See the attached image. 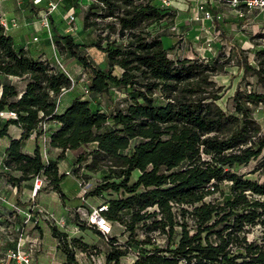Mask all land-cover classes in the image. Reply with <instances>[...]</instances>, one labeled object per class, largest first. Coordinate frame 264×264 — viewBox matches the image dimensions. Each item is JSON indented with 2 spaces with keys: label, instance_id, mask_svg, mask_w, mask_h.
<instances>
[{
  "label": "trees",
  "instance_id": "obj_1",
  "mask_svg": "<svg viewBox=\"0 0 264 264\" xmlns=\"http://www.w3.org/2000/svg\"><path fill=\"white\" fill-rule=\"evenodd\" d=\"M98 1L101 4L86 11L83 28L98 32L93 47L106 55L108 67L99 69L79 53L71 35H57V47L83 66L90 95L111 96L113 89L127 92L110 113L93 110L81 97L62 113L56 111V98L72 87L70 78L50 61L18 49L0 26V113L17 114V119L0 118V139L9 136L11 125L23 131L19 140H11L4 162L15 174L0 177L20 195L24 182L44 175L50 180L45 190L50 187L65 199L61 184L67 175L60 173L59 163L67 151L93 145L88 154L79 155L78 165L85 164L92 173L105 171V176L87 197L99 198L109 191L124 195L106 201L107 219L124 225L128 235L118 245L112 238L108 262L121 264L131 249L139 252L134 264H264V236L261 242L247 240L256 226L264 230V182L244 178L236 170L252 160L259 161L257 169L264 167V135L254 115L264 106V48L253 51L255 65L246 51L238 50L241 82L252 75L262 91L239 85L234 111L227 113L217 104L222 96L213 80L220 59H171L163 35L151 27L170 13L151 0ZM18 81L25 83L22 90ZM54 122L59 127L49 138L50 146L61 151L56 160L44 162L38 145L32 155L22 152L24 141L43 133L42 124ZM136 171L140 176L130 184ZM224 184L227 198L207 202L215 194L223 195ZM171 203L180 207L182 224ZM154 207L157 210H148ZM187 217L196 223L193 235ZM178 225L180 233L175 232ZM153 232L168 234L166 249L152 246ZM51 235L59 241L65 264H77L76 250L88 248L54 227Z\"/></svg>",
  "mask_w": 264,
  "mask_h": 264
},
{
  "label": "rangeland",
  "instance_id": "obj_2",
  "mask_svg": "<svg viewBox=\"0 0 264 264\" xmlns=\"http://www.w3.org/2000/svg\"><path fill=\"white\" fill-rule=\"evenodd\" d=\"M9 3L10 7H8L6 3H3L1 9L3 14H6L7 12L12 13V10L13 12L19 11V8L16 7L17 4L14 3L13 0H11ZM212 9L216 13H222L224 20L222 23H217L214 25L216 27L215 30L214 26L210 28L205 27L209 32H201V26L190 23L189 17L185 14V12L180 10L179 13V10H176L175 8L173 9V13L170 14L169 17L164 20V22L158 25L154 24L151 27L155 28L159 34L163 35V45L165 49L169 50V56L171 59L177 60L179 58H200L206 61L216 58L220 59L217 66L218 72L213 77L217 88H220L221 90L220 95L222 96L217 104L227 113H232L234 111L233 95L239 85L246 90L262 91L256 82V78L252 75H249L244 82H241L243 71L239 69L236 55L239 52L238 50L246 51L249 63L255 65L253 51L261 48L259 44L264 45V14H258L254 12L247 14V16L244 18H239L236 17L235 13L228 8L213 5ZM85 13L86 11L83 14H76V17H78L79 21L82 23V31L79 34L71 31V28L76 27L77 24H68V21L65 20V23L62 22L63 24L58 23L59 25H53L52 30L55 34L53 40L44 41L45 37L47 36L45 31L44 33L29 31L27 35H29L28 38L30 40L23 42V44L26 43V46L29 48V46L36 47L44 42L43 46L45 51L53 57L50 62L56 65V67L62 72H67L70 74L74 79L75 85H72L70 88V91H72L74 94L73 98H85L86 100L90 101L93 110H102L104 112L110 113L112 107H114L117 103L119 104L121 100H124L127 92L125 90L113 89L111 96L102 97H95L90 94H85L84 89L86 86H88V77L83 66L76 59L72 58L69 53H62L57 47V40L59 39L57 35H71L74 38V42L79 45V53L87 55L89 60L99 69L104 70L108 67L106 55L100 52L97 48L93 47L94 43L97 41L98 32H96L94 29L85 30L83 28V19ZM33 19L34 18L31 20ZM151 27L150 29H152ZM172 28H176V30L173 31ZM19 30L23 29L21 28ZM7 33L10 36L13 35L12 32L7 31ZM261 35L263 37L260 38L259 36ZM35 36L40 38V43L33 41ZM16 43L19 45L17 40ZM55 57L58 58V60L64 66V69L57 65ZM38 58V54H36L34 59ZM114 74L119 76L121 74V70L116 68ZM13 81L16 83L15 80ZM24 84L25 83L23 81H18L20 90L24 88ZM65 95L62 98V102H64L65 105L62 107L60 106L58 111L59 113H62L67 107V104L64 100ZM162 102L163 101L160 100L159 104ZM254 115L260 124L262 133L264 135V106H259L257 109H255ZM45 138L48 140V135ZM29 145L32 147L33 143H30ZM44 145L46 149L44 151L43 148V159L45 162H47L48 159L54 158L56 153H54V148H52L47 141L43 142L41 146L43 147ZM93 148V145H88L81 147L76 152L67 151L64 159L62 160L65 163L61 165V171L66 170V168L71 171L76 170L74 174L76 176H82V179L87 185L84 187H87L89 192L103 182L105 171L97 173L89 172L84 169L85 164L78 165L77 159L80 154H88L91 150H93ZM57 154L60 155V153ZM258 164V160H252L248 166L239 167L236 170L240 175L244 176V178L262 183L264 182V167L257 169ZM139 176V172H134L130 184H133ZM71 178L72 176H66L62 185L63 192L66 196L65 199H61L59 196L56 197L55 194L51 193L53 191L50 187L38 195L39 200L37 197L38 204H41V206L46 208L51 214L53 213L55 217V220L50 219L49 221L46 218L41 217L40 223H38L35 227L33 224H30L27 229V238L29 240L35 238L39 239V250L36 255V261H38L39 264H65L66 258L58 247L59 241L53 238L51 235V229L53 227L59 232L67 234L69 240L79 239L84 244L88 245L87 250L83 251L94 250L96 248L103 251L108 249L107 244L99 239V235L95 231L86 227H81V232L79 233L73 230L72 226L79 220V212H87L90 207L82 201V190L80 187L77 186L79 190L78 194L72 193L75 185ZM23 186L28 187L29 185L23 184ZM1 189L3 192H6L4 195L9 201L16 203L18 206L26 207L23 205L28 198L25 194H20L19 196L17 195L16 198H13V195L10 196L11 190L9 189L8 183L4 184L3 182H0V190ZM221 189L223 191V195L219 193L215 194L214 196L207 198L206 201H218L220 203L223 202L228 196L227 185L224 184ZM0 194L3 193L0 192ZM122 196L124 195L113 194L109 191L106 192V194H104V196L101 198H88V203L90 205H95L98 203V201L114 200L121 198ZM79 209H81V211H79ZM13 213L14 212L7 206V204L0 203V261L6 258L5 255L7 250L14 247L10 242L9 234L6 232L11 224L9 221V216H12ZM17 219L18 223L22 222V219ZM14 221L17 222V220ZM188 223L190 227L194 226L190 222ZM192 230L195 232L196 227L194 226ZM115 232L121 234L122 229L116 226ZM158 233L159 232L154 234V236H157L156 239L159 240L163 246L162 236H159ZM143 235V232H141L140 238ZM263 236L264 230H261L260 228H253L247 234L249 239H254L258 242H261ZM120 237L123 242H126L128 235H126L125 238L122 237V235ZM79 252L80 250L77 249L75 254L77 264H94L90 258L81 256Z\"/></svg>",
  "mask_w": 264,
  "mask_h": 264
},
{
  "label": "built area",
  "instance_id": "obj_3",
  "mask_svg": "<svg viewBox=\"0 0 264 264\" xmlns=\"http://www.w3.org/2000/svg\"><path fill=\"white\" fill-rule=\"evenodd\" d=\"M63 0H49L47 2V5L45 7V11L43 14V17L41 19L43 31L47 33V37L49 40H53L54 33L52 30V21L54 20L57 13H59V7ZM145 1V0H142ZM148 1V0H147ZM1 0H0V26H2L5 31L9 32L12 28H16L18 26L17 19H11L9 20L6 16V14H3L1 12ZM43 2V0H34L35 5H40ZM89 4L86 7V11L95 3L101 4L98 0H88ZM152 3L158 4L163 10H166L167 13L172 14L173 13V1L172 0H151ZM217 5L218 7H225L230 9L232 12L235 13L236 17L244 18L247 16V14L251 13H258V14H264V0H198L197 6L195 7V11L191 14L189 21L190 23L197 24L201 26V32L208 30L205 28H210L214 26L217 23H222L224 20V16L222 13H216L213 11L212 6ZM65 20L68 21V24H75L76 23V12L74 9H71L68 11L65 15ZM216 27L214 26V30ZM173 31L176 30V28H172ZM71 31L75 32L76 27L71 28ZM209 32V31H208ZM199 39V38H197ZM34 42H38L39 38H34ZM27 47V46H26ZM261 48H264V45L261 46ZM26 49V48H25ZM55 61L60 68L64 69V66L61 64V62L58 60L57 57H55ZM52 65H54L51 62ZM56 66V65H54ZM67 76L70 78L72 85H75L74 79L71 77L70 74L66 72ZM70 91V89H62L59 96L56 98V104H57V110L59 111L60 106L62 104V98L65 94H67ZM85 94H89V90L87 86L84 89ZM51 96H54V93H51ZM1 119H17V114L14 112H1L0 113ZM57 127H59V123H44L41 125L40 130L43 132L42 135L51 134V131L53 132ZM3 172H9L10 169L3 166ZM67 176H74V172L71 170H67L65 173ZM78 186L82 190L81 199L84 203H86L90 209L87 212H79V223L74 224L72 226L73 230L77 233L81 232V227H86L90 230H95L100 235L102 241L107 244L108 249L105 251L100 250L98 248L94 250L89 251H82L80 250L79 254L81 256H86L91 259V261L94 264H113L108 262V252L110 251L111 247V241L112 238H117L119 242L115 243L114 245L122 244L123 241L121 240V234L124 235V232L126 230V227L120 223H113L112 221L108 220L106 217V213L109 211V205L106 202V200L98 201L95 205H90L88 203V197L87 194L89 190L87 189V186L85 181L82 179V176L75 177ZM50 184V180L44 176V175H38L33 177L32 180V191L30 194V197L28 199V205L26 207L18 206L16 203L11 202L0 194V203H5L7 206L12 209L14 212L12 216H9V221L11 222L10 226L6 230L7 234L10 236V242L13 244V248H10L7 250V253L5 255L6 258L2 259L0 261V264H39L38 261H36V255L39 250V239L35 238L32 240H29L27 238V229L30 226V224H33L35 227L38 223H40L41 217L46 218L48 221L50 219L55 220V217L53 214H50L46 211L41 205L38 204L37 197L40 193H42L45 188ZM85 184V185H84ZM230 184V183H228ZM98 198V197H96ZM101 198V197H99ZM94 199V198H93ZM173 213L177 217V220L182 224L183 218L180 213V207L175 204L171 203ZM189 211H192V209L185 207ZM149 211L157 210V207L149 208ZM81 211V209H79ZM21 217V218H20ZM22 219L21 223H18V219ZM14 220H17L15 222ZM187 222H190L196 227L195 221L187 217ZM116 226L120 229H122L121 234H116L115 228ZM194 226L189 227L190 234L193 235L195 232L192 230ZM255 228H261V226H256ZM167 231H169V227L167 228ZM182 231L181 226L175 227V232L180 233ZM157 232H153L151 234L152 239V246H155L157 248L166 249L169 245V236L168 234H160L159 236H162V244L159 240L156 239ZM126 236V235H125ZM144 239V235L141 237ZM248 238V237H247ZM249 243L253 242L254 239H247ZM165 246V247H164ZM139 257V252L136 250H131L125 256L121 259V264H134L136 260ZM180 264H187L185 261H181Z\"/></svg>",
  "mask_w": 264,
  "mask_h": 264
},
{
  "label": "crops",
  "instance_id": "obj_4",
  "mask_svg": "<svg viewBox=\"0 0 264 264\" xmlns=\"http://www.w3.org/2000/svg\"><path fill=\"white\" fill-rule=\"evenodd\" d=\"M1 1H2L1 2V9H2L3 3L4 4L6 3V5H8V7H10L9 2L11 0H1ZM13 1H14V3L17 4L16 7L19 8V11L13 12V10H12V13L7 12L6 16L9 20L17 19V22H18V26L16 28H12L9 31V32L13 33V35H11V36L14 40L15 46L18 49H22V48L25 49L26 48L25 51H26L27 55L32 57V58H35V55L38 54V57H39L38 59L51 61L53 57H52V55H50L48 52L45 51L44 46H43L44 42L41 43L40 45L36 46V47L29 46V48L26 47V43L23 44V42L30 40L28 38L29 35H27L29 31H31V32L36 31V32H43L44 33L42 23H41V19L43 17L45 7H46L47 2L49 0H43V2L40 5H35L34 0H13ZM172 1H173L172 2L173 3L172 4L173 9L175 8L176 10H179L178 11L179 13H180V10H183L189 18L191 16V14L195 11V7L197 6V2H198V0H172ZM88 4H89L88 0H69V1L63 0L60 4L62 7L61 6L59 7V13H57L54 20L52 21V29H53V25L56 26V25L61 24L62 22L65 23V16L64 15L68 11H70L71 9H74L76 14L77 13L83 14L86 11V7L88 6ZM10 15H12V16H10ZM32 18H34V19L31 20ZM76 24H77L76 31L74 33L79 34L82 31V23L79 21L78 17H76ZM21 28L23 30H19ZM34 38H37V37L35 36ZM16 40L18 41L19 45H17ZM46 40H49L47 36L45 37L44 41H46ZM40 42H41V40L39 38L38 43H40ZM52 54H53V52H52ZM73 96H74V94L72 91H69V93L67 95H65L64 100H65V103L67 104V107L74 100ZM83 99H85V98H83ZM62 103L63 104L61 105V107L63 105H65L64 102H62ZM22 132L23 131L19 127L11 125L9 127V130H8L9 136H6V137L0 139V175L6 173V172H3L4 171L3 166H4V162L6 159V153H7L9 146H10L11 140L12 139L19 140L22 136ZM47 135L48 134H46L44 136L41 134L40 136H37V133L32 134L28 140L23 142L22 152L25 154H28V155H32L35 151L36 146L39 145L41 147L40 150H41V154L43 157V148H44V151L46 148H45V145L43 147L41 146L42 143L47 141L48 144L50 145L49 135H48V140H46V138H45ZM30 143H33L32 147H30V145H29ZM53 151H54V153H56V156L54 158L48 159L47 162L50 160H56V158L59 156V154H57V153H61V151L59 149H53ZM76 151H69V152H76ZM46 155H47V153H46ZM43 161H44V159H43ZM64 163H65L64 161H61L59 164V170H60V173H62V174L68 170L66 168V170L61 171V165ZM9 172H11V170ZM75 177H77V176L74 174V176H72V178H71L72 181L74 182V185H75L74 189L72 190L73 191L72 193L78 194L79 193V190L77 188L78 183H77ZM32 180L23 183V184L29 185L28 187L23 186V191L21 194H23V195L25 194L28 197L23 205H26L28 203V199H29L31 191H32ZM0 182L7 184V181L3 177H0ZM63 182L61 184V188H62ZM9 189L11 190L10 196L13 195V198H16V196L18 195L17 188L9 185ZM0 192H2L3 193L2 195L5 196L4 194H6V192H3L2 189L0 190ZM51 193L55 194L56 197H58L57 193H55V192H51ZM68 198H70V197H68ZM38 200H39V197H38ZM44 209H46V208H44ZM46 211L49 212L47 209H46ZM78 223H79V220L77 222H75V224H78ZM116 234H118V233H116ZM122 237L125 238V235H122ZM99 239L102 240L100 235H99Z\"/></svg>",
  "mask_w": 264,
  "mask_h": 264
}]
</instances>
